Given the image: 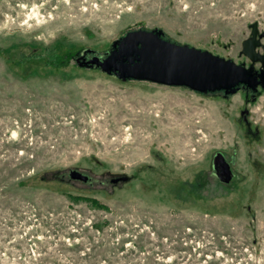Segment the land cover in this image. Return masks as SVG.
Instances as JSON below:
<instances>
[{"label":"rangeland","instance_id":"1","mask_svg":"<svg viewBox=\"0 0 264 264\" xmlns=\"http://www.w3.org/2000/svg\"><path fill=\"white\" fill-rule=\"evenodd\" d=\"M253 22L264 31V0H0V264H264V88L80 64L157 29L247 67Z\"/></svg>","mask_w":264,"mask_h":264},{"label":"water","instance_id":"2","mask_svg":"<svg viewBox=\"0 0 264 264\" xmlns=\"http://www.w3.org/2000/svg\"><path fill=\"white\" fill-rule=\"evenodd\" d=\"M249 35L242 40L240 53L249 65L236 64L201 49L177 44L162 38L161 31L129 30L113 40L105 56L99 59L83 57L80 64L97 66L101 71L113 73L120 79L146 80L167 86H183L192 91L205 93L221 90L224 94L234 92L238 85L254 91L256 86L264 88V49L258 52L259 38L255 22L249 25ZM258 62L260 68L253 70ZM211 167L221 183L231 178L230 164L216 153ZM67 178L85 182L88 177L76 169H68ZM127 180L126 176L111 179L112 183Z\"/></svg>","mask_w":264,"mask_h":264},{"label":"trees","instance_id":"3","mask_svg":"<svg viewBox=\"0 0 264 264\" xmlns=\"http://www.w3.org/2000/svg\"><path fill=\"white\" fill-rule=\"evenodd\" d=\"M162 35V33H161ZM74 199H77L79 196H74V195H71ZM83 199L87 200L90 202V204L92 205H95V206H100V204H98V202L92 198H89V197H84Z\"/></svg>","mask_w":264,"mask_h":264},{"label":"flooded vegetation","instance_id":"4","mask_svg":"<svg viewBox=\"0 0 264 264\" xmlns=\"http://www.w3.org/2000/svg\"><path fill=\"white\" fill-rule=\"evenodd\" d=\"M263 77H264V75H263ZM242 88H248V87H246V86H242ZM249 89V88H248Z\"/></svg>","mask_w":264,"mask_h":264}]
</instances>
